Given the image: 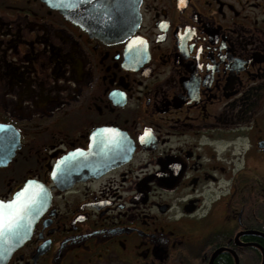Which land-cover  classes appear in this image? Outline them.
I'll list each match as a JSON object with an SVG mask.
<instances>
[{"label": "flooded vegetation", "instance_id": "1", "mask_svg": "<svg viewBox=\"0 0 264 264\" xmlns=\"http://www.w3.org/2000/svg\"><path fill=\"white\" fill-rule=\"evenodd\" d=\"M115 6L0 0V202L47 192L4 264H263L264 0H140L128 37L84 29ZM104 133L129 155L59 188Z\"/></svg>", "mask_w": 264, "mask_h": 264}, {"label": "water", "instance_id": "2", "mask_svg": "<svg viewBox=\"0 0 264 264\" xmlns=\"http://www.w3.org/2000/svg\"><path fill=\"white\" fill-rule=\"evenodd\" d=\"M42 1L47 5H51L52 2V0ZM139 2L140 0H114V5H116L114 7L116 25L114 27L83 28L90 34L103 39L121 40L128 37L136 30L139 23ZM105 10L104 15L110 16L111 11ZM116 139L117 137L104 133L103 149L99 148L98 154L93 150L73 153L59 161L51 176L56 185L61 189H65L74 181L102 175L117 165L129 154L126 150L119 153L122 147L117 146ZM46 199L47 192L42 186L39 188L29 186V188L15 196L14 201H12L16 202V209L9 210L7 207L4 209L10 216L19 210V215L10 228L0 230V264H4L11 253L27 237L26 232L29 224L36 219L34 214L38 210L37 205L39 208L42 207ZM8 204L4 205L7 206Z\"/></svg>", "mask_w": 264, "mask_h": 264}, {"label": "snow or ice", "instance_id": "3", "mask_svg": "<svg viewBox=\"0 0 264 264\" xmlns=\"http://www.w3.org/2000/svg\"><path fill=\"white\" fill-rule=\"evenodd\" d=\"M145 135L147 136L149 133L146 131ZM6 207L9 210L16 209V202H11L7 206H5L3 202H0V230L10 228L15 218L19 215V210H17L13 215L10 216L4 211Z\"/></svg>", "mask_w": 264, "mask_h": 264}]
</instances>
